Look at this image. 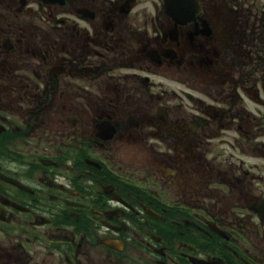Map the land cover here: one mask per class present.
Masks as SVG:
<instances>
[{
  "label": "flooded vegetation",
  "instance_id": "af4514ba",
  "mask_svg": "<svg viewBox=\"0 0 264 264\" xmlns=\"http://www.w3.org/2000/svg\"><path fill=\"white\" fill-rule=\"evenodd\" d=\"M0 264H264V0H0Z\"/></svg>",
  "mask_w": 264,
  "mask_h": 264
},
{
  "label": "water",
  "instance_id": "95a60500",
  "mask_svg": "<svg viewBox=\"0 0 264 264\" xmlns=\"http://www.w3.org/2000/svg\"><path fill=\"white\" fill-rule=\"evenodd\" d=\"M166 1H167L168 4L170 3V0H166Z\"/></svg>",
  "mask_w": 264,
  "mask_h": 264
}]
</instances>
